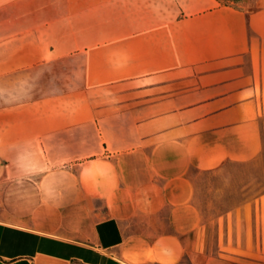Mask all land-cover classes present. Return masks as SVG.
Here are the masks:
<instances>
[{
    "label": "crops",
    "instance_id": "crops-1",
    "mask_svg": "<svg viewBox=\"0 0 264 264\" xmlns=\"http://www.w3.org/2000/svg\"><path fill=\"white\" fill-rule=\"evenodd\" d=\"M171 2L0 0V264H259L208 255L190 172L259 154L264 0Z\"/></svg>",
    "mask_w": 264,
    "mask_h": 264
},
{
    "label": "rangeland",
    "instance_id": "rangeland-1",
    "mask_svg": "<svg viewBox=\"0 0 264 264\" xmlns=\"http://www.w3.org/2000/svg\"><path fill=\"white\" fill-rule=\"evenodd\" d=\"M221 1L227 5L231 0ZM73 3L75 0H69L71 7ZM99 3L104 6L107 0ZM126 4L130 6L132 28L139 27V14L146 11L145 6L149 13L156 9L155 0H126ZM162 7L166 14L172 13L174 5L171 0H164ZM83 64L81 56L69 57L68 68L53 69L52 76H67L69 94L84 92L93 106H108L113 102V96L108 95L122 87L106 86L99 91L97 86L83 85L82 78L87 76ZM261 82L258 102L261 149L256 158L245 163L227 162L216 171L190 172L194 205L201 218L208 255L237 263L264 264V77Z\"/></svg>",
    "mask_w": 264,
    "mask_h": 264
},
{
    "label": "trees",
    "instance_id": "trees-1",
    "mask_svg": "<svg viewBox=\"0 0 264 264\" xmlns=\"http://www.w3.org/2000/svg\"><path fill=\"white\" fill-rule=\"evenodd\" d=\"M236 1V0H235Z\"/></svg>",
    "mask_w": 264,
    "mask_h": 264
}]
</instances>
